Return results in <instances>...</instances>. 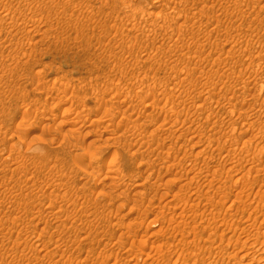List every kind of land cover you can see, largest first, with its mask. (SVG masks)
<instances>
[{"label":"rangeland","instance_id":"rangeland-1","mask_svg":"<svg viewBox=\"0 0 264 264\" xmlns=\"http://www.w3.org/2000/svg\"><path fill=\"white\" fill-rule=\"evenodd\" d=\"M260 232L264 0H0V264H264Z\"/></svg>","mask_w":264,"mask_h":264},{"label":"bare ground","instance_id":"bare-ground-1","mask_svg":"<svg viewBox=\"0 0 264 264\" xmlns=\"http://www.w3.org/2000/svg\"><path fill=\"white\" fill-rule=\"evenodd\" d=\"M18 11H19V10H18ZM6 17H7V16H6ZM9 21H10V20H9ZM30 21H31V20H30ZM16 27H17V26H16ZM10 29H11V28H10ZM144 96H145V95H144ZM44 119H45V118H44ZM173 125H174V124H173ZM252 125H253V124H252ZM175 126H176V125H175ZM188 126H189V125H188ZM250 126H251V125H250ZM253 126H254V125H253ZM205 129H206V128H205ZM192 130H193V129H192ZM216 131H217V130H216ZM155 132H156V131H155ZM179 134H180V133H179ZM179 136H180V135H179ZM128 142H129V141H128ZM130 143H131V142H130ZM10 149H11V148H10ZM37 149H38V148H37ZM33 150H34V149H33ZM112 159H113V158H112ZM112 159H109V160H108V164H107V165L110 166V167L114 164V163H113L114 161H113ZM114 160H116V159H114ZM196 163H197V162H196ZM196 163H195V164H196ZM238 165H239V164H238ZM259 165H260V164H259ZM107 169L109 170L110 168H107ZM250 169H251V168H250ZM254 169H255V168H254ZM84 170H85V169H84ZM109 171H111V170H109ZM199 171H200V169H199ZM237 171H238V170H237ZM82 172H83V171H82ZM248 174H249V173H248ZM110 176H111V175H110ZM237 177H238V176H237ZM240 177H241V176H240ZM231 179H232V177H231ZM211 180H212V179H211ZM235 180H236V179H235ZM242 180H243V179H242ZM236 181H237V180H236ZM236 181H235V182H236ZM211 184H212V183H211ZM222 185H223V184H222ZM187 190H188V189H187ZM221 190H222V189H221ZM142 192H143V191H142ZM211 197H212V196H211ZM201 198H202V197H201ZM206 198H207V197H206ZM209 198H210V197H209ZM247 198H248V197H247ZM188 199H189V198H188ZM207 200H208V199H207ZM208 201H209V200H208ZM219 201H220V200H219ZM167 202H168V201H167ZM219 203H220V202H219ZM54 204H55V203H54ZM231 204H232V203H231ZM229 205H230V204H229ZM247 208H248V207H247ZM58 209H59V208H58ZM51 210H52V209H51ZM58 214H59V212H58ZM56 215H57V213H56ZM56 215H55V216H56ZM26 217H27V216H26ZM219 219H220V218H219ZM248 219H249V218H248ZM215 221H216V220H215ZM260 222H261V221H260ZM261 224H262V223H261ZM259 227H260V226H259ZM259 229H260V228H259ZM256 230H257V229H256ZM246 231H247V230H246ZM257 231H258V230H257ZM254 232H256V231H254ZM256 233H257V232H256ZM260 233L264 234V232H260ZM58 234H59V233H58ZM251 234H252V233H251ZM254 234H255V233H253L252 235H254ZM252 235H251V236H252ZM256 236H257V235H256ZM262 236H263V235H262ZM263 237H264V236H263ZM248 238H249V237H248ZM248 238H247V239H248ZM250 238H251V237H250ZM262 239H263V238H262ZM250 240H251V239H250ZM247 241H249V239H248ZM20 242H21V241H20ZM242 242H243V241H242ZM244 243H245V242H244ZM253 243H254V241H253L251 244H253ZM144 244H145V243H144ZM249 244H250V243H249ZM251 244H250V245H251ZM255 244H256V243H255ZM253 246H254V245H253ZM260 246H261V245H260ZM157 247H158V246H157ZM250 247H251V246H250ZM252 249H253V248H252ZM257 250H258V249H257ZM252 251H253V250H252ZM46 252H47V251H46ZM197 252H198V251H197ZM253 253H254V252H253ZM242 256L244 257V254H243ZM140 257H141V256H140ZM258 259H259V258H258ZM263 259H264V258H263ZM263 259H262V260H263ZM217 261H218V260H217ZM209 262H210V261H209ZM250 263H251V262H250ZM213 264H214V263H213Z\"/></svg>","mask_w":264,"mask_h":264}]
</instances>
